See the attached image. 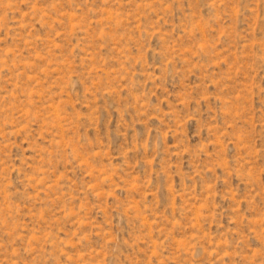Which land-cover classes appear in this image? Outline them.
<instances>
[{"label":"rangeland","instance_id":"obj_1","mask_svg":"<svg viewBox=\"0 0 264 264\" xmlns=\"http://www.w3.org/2000/svg\"><path fill=\"white\" fill-rule=\"evenodd\" d=\"M0 264H264V0H0Z\"/></svg>","mask_w":264,"mask_h":264}]
</instances>
